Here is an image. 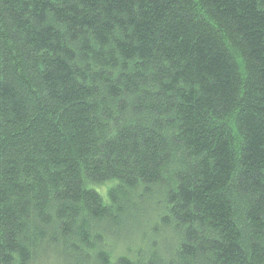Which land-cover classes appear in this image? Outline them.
<instances>
[{
    "label": "trees",
    "instance_id": "trees-1",
    "mask_svg": "<svg viewBox=\"0 0 264 264\" xmlns=\"http://www.w3.org/2000/svg\"><path fill=\"white\" fill-rule=\"evenodd\" d=\"M0 264H264V0H0Z\"/></svg>",
    "mask_w": 264,
    "mask_h": 264
},
{
    "label": "rangeland",
    "instance_id": "rangeland-1",
    "mask_svg": "<svg viewBox=\"0 0 264 264\" xmlns=\"http://www.w3.org/2000/svg\"><path fill=\"white\" fill-rule=\"evenodd\" d=\"M112 185V183H109L107 186H111ZM106 188V187H105ZM104 189V188H103ZM103 195V197H104V199L106 200V195L103 193L102 194Z\"/></svg>",
    "mask_w": 264,
    "mask_h": 264
}]
</instances>
